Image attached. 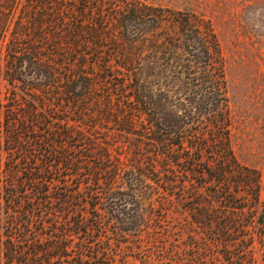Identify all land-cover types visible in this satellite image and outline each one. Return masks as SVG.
Instances as JSON below:
<instances>
[{"label": "trees", "instance_id": "16d2710c", "mask_svg": "<svg viewBox=\"0 0 264 264\" xmlns=\"http://www.w3.org/2000/svg\"><path fill=\"white\" fill-rule=\"evenodd\" d=\"M230 119L203 14L0 0V264H253L264 202Z\"/></svg>", "mask_w": 264, "mask_h": 264}, {"label": "rangeland", "instance_id": "374dc122", "mask_svg": "<svg viewBox=\"0 0 264 264\" xmlns=\"http://www.w3.org/2000/svg\"><path fill=\"white\" fill-rule=\"evenodd\" d=\"M145 1L191 9L210 19L225 59L232 149L242 164L258 171L264 202V0ZM252 256L253 264H264L256 242Z\"/></svg>", "mask_w": 264, "mask_h": 264}]
</instances>
